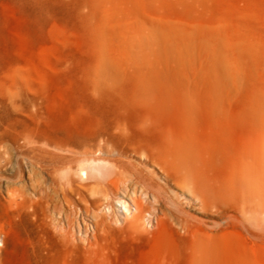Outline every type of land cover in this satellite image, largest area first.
Instances as JSON below:
<instances>
[{
    "label": "rangeland",
    "instance_id": "rangeland-1",
    "mask_svg": "<svg viewBox=\"0 0 264 264\" xmlns=\"http://www.w3.org/2000/svg\"><path fill=\"white\" fill-rule=\"evenodd\" d=\"M99 148L142 220L62 183L49 219L11 209L30 149L46 175ZM0 214V264H264V0H0Z\"/></svg>",
    "mask_w": 264,
    "mask_h": 264
},
{
    "label": "bare ground",
    "instance_id": "bare-ground-1",
    "mask_svg": "<svg viewBox=\"0 0 264 264\" xmlns=\"http://www.w3.org/2000/svg\"><path fill=\"white\" fill-rule=\"evenodd\" d=\"M224 81H225V76L223 74L216 75L215 77L211 78L210 86L213 87L214 89L213 93L215 94L223 93L222 91H224L225 89ZM25 139L28 143H33V142L35 143V146L33 147L35 150L42 151L41 148H39L36 141L30 140L29 137H26ZM98 151H99V155H97L95 152L92 151H85L79 157H71V158L62 157L61 160L57 159L60 165L54 167L53 168L54 170L52 172L43 175L42 173L43 170L41 169V166L39 164L41 159H39L38 156L33 155L34 150L30 149L29 152L31 153V156L29 158L27 157L28 159L26 161V166L28 168V174H29L28 186H26L25 190H20L17 187L15 188L11 183L10 185L12 186H10L8 183H7L8 185L6 184H5L6 186L4 185L5 193L8 197L7 201L9 202L11 209L17 211L19 207L20 208L25 207L28 208L29 210L28 212L29 216L32 215L41 220L49 219L50 216L48 213L50 212L51 208L55 209V204L53 203V192H55L54 187L55 185L62 183V185L65 186L66 189H68L69 187L70 191L72 192L73 191L79 192V189L86 191L88 194L89 193L107 194L108 191L113 192L110 195H113L115 204L118 203V205L122 207L123 209L122 212H124L123 217L124 219H126V221L127 219L130 220L133 218L142 220L141 212L144 209V205L142 204L143 200L142 202H140L141 199L139 200L137 197L133 196L132 193L124 194L118 192V190L121 187V184H123L120 183L118 180L119 177L121 176V173L127 169L125 166L126 163L124 164L122 160L120 159L115 160L114 158L112 163L110 162L109 159L103 158V156L106 157V155L112 154V152H110V150L108 149H106V152H103V150L99 148ZM100 153L105 155L101 156ZM150 172L153 174L152 171ZM111 177L113 178V180L107 182L108 180H110L109 178ZM135 178L137 183L138 182L142 183L146 186V188L153 190L155 193H159L161 189L160 186L157 185L151 178H148V176L147 177L144 176V174H142L141 172L139 173L135 172ZM183 181L185 180L183 179ZM111 186L114 187V191H112ZM69 193L71 194V192ZM150 194L152 195V199H154V201L157 202V196L152 193ZM120 196L126 197V199L130 202V204L126 200L120 198ZM113 208L114 207H112V205L108 203V204L99 205L97 206L96 209L102 210L103 212V210L105 209L113 210ZM112 213H114V215L117 214L116 212H112ZM100 214L102 215V213ZM8 216L11 217V214ZM147 216L149 217L148 214ZM115 220L118 221V218H116ZM12 230H13L12 223L9 220L3 218L0 214V257L2 255V252L6 249L8 245V239L10 238Z\"/></svg>",
    "mask_w": 264,
    "mask_h": 264
}]
</instances>
